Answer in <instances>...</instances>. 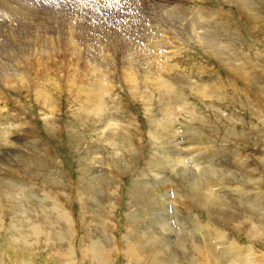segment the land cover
<instances>
[{"label":"rangeland","instance_id":"obj_1","mask_svg":"<svg viewBox=\"0 0 264 264\" xmlns=\"http://www.w3.org/2000/svg\"><path fill=\"white\" fill-rule=\"evenodd\" d=\"M6 1L0 264H264V0Z\"/></svg>","mask_w":264,"mask_h":264},{"label":"bare ground","instance_id":"obj_2","mask_svg":"<svg viewBox=\"0 0 264 264\" xmlns=\"http://www.w3.org/2000/svg\"><path fill=\"white\" fill-rule=\"evenodd\" d=\"M11 3H13V4H17V2L15 1V0H9ZM176 1V0H175ZM174 0H173V2H175ZM182 1H184V0H182ZM228 2H233V3H235L236 5H238L239 7H244V6H248L249 5V3H251V0H227ZM1 2L4 4V8H5V5L8 7V9L9 8H11V4L9 3V2H7L6 0H1ZM162 2V1H161ZM169 1H167V3H168ZM172 1H170V3H171ZM92 3V2H91ZM169 3V4H170ZM9 4V5H8ZM164 4H165V2H164ZM168 4V5H169ZM177 4V3H176ZM160 5H163V3L162 4H160ZM171 5V4H170ZM166 6V7H165ZM165 6H163V7H165L166 9L169 7H167V5H165ZM37 10V9H36ZM90 10V9H89ZM168 10V9H167ZM246 10V9H245ZM105 11H106V9H105ZM162 11V10H161ZM162 13H164V12H162ZM161 13V14H162ZM253 13V12H252ZM160 15V14H159ZM174 15V14H173ZM163 17H164V15H162ZM172 16V15H171ZM180 16H181V14H180ZM179 16V17H180ZM183 16H185V15H183ZM161 18V17H160ZM174 18V17H173ZM177 18V17H176ZM192 18V17H191ZM163 19V18H162ZM172 19V18H171ZM181 19H183V18H181ZM178 20V19H177ZM101 21H103V20H101ZM105 21V20H104ZM152 21V20H151ZM164 21V20H163ZM166 21V20H165ZM168 21V20H167ZM166 21V22H167ZM110 24V23H109ZM167 24H169V23H167ZM160 25V24H159ZM158 25V26H159ZM95 26H97V25H95ZM102 26V25H101ZM108 26V25H107ZM151 26V25H150ZM93 27V26H92ZM163 27V26H162ZM170 27V26H169ZM158 28V27H157ZM164 29H166V28H164ZM103 30V29H102ZM170 31V30H169ZM22 43V42H21ZM26 44V43H25ZM18 45V44H17ZM165 45H166V43H164L163 45H162V47H165ZM27 53V52H26ZM9 60V59H8ZM7 62V61H6ZM9 62V61H8ZM5 63V62H4ZM6 65V64H5ZM6 66H8V65H6ZM129 74H130V76H128V77H130V78H132V79H134V78H136L137 76H136V74L134 73V72H132V71H129L128 72ZM111 122V121H110ZM115 128V127H114ZM158 160V159H157ZM151 162V161H150ZM153 162V164L154 165H152V163H148V166H150L151 168L152 167H154L155 165L157 166V167H161V168H163V165H160V164H158V163H156V162H158V161H156V159H155V161H152ZM177 163V162H176ZM155 166V167H156ZM156 167V168H157ZM161 172V171H160ZM188 174V173H187ZM190 174V173H189ZM192 182H193V184H198V185H201L200 184V182H202V178L200 179V177H198L197 176V179H195V175L192 173ZM204 178V177H203ZM203 184V183H202ZM5 196V195H4ZM6 197H8L7 196V194H6ZM23 197V196H22ZM30 197V196H29ZM5 198V197H4ZM12 198V197H11ZM50 198V197H49ZM9 199H10V197H9ZM14 199H16V198H14ZM18 199H19V197H18ZM54 206H56V207H58L57 205H53V207ZM61 208V207H60ZM22 210V209H21ZM24 210V209H23ZM59 215H60V217H66V220H69L71 217H69L68 215L66 216V213H64V212H62V213H60L59 212ZM164 215V214H163ZM50 216V215H49ZM53 217V216H52ZM59 217V216H58ZM59 217V218H60ZM51 218V217H50ZM56 219V218H55ZM43 231H44V229H43ZM32 234L34 235V234H38V233H41L42 232V230H41V228H40V225H39V223H36L35 225H33V228H32ZM19 236V235H18ZM20 237V236H19ZM18 238V237H17ZM21 239V238H20ZM233 242V241H232ZM27 245V244H26ZM89 247V246H88ZM197 247V246H196ZM238 245L235 243V242H233L232 243V245H231V247H230V252L231 253H233V254H235V255H237L238 254V252H239V250H238ZM91 250V252L93 253L94 252V254L96 255L97 253L99 254V251H101V248H100V244L97 246V245H95V244H93V247L90 249ZM101 255V254H100ZM239 255V254H238Z\"/></svg>","mask_w":264,"mask_h":264}]
</instances>
